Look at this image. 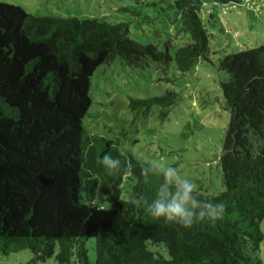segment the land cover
I'll return each instance as SVG.
<instances>
[{
	"label": "trees",
	"instance_id": "16d2710c",
	"mask_svg": "<svg viewBox=\"0 0 264 264\" xmlns=\"http://www.w3.org/2000/svg\"><path fill=\"white\" fill-rule=\"evenodd\" d=\"M200 5L168 4L190 36L169 53L131 39L124 21L38 16L0 0L1 255L29 249L32 260L52 257L59 264H262L264 43L225 54L216 64L225 73L219 86L229 110L219 157L223 189L197 193L226 204L215 223L183 228L150 217L145 201L160 178L145 181L141 166L147 162L120 151L115 140L86 134L81 123L90 104V77L102 63L118 57L142 68L150 58L167 67L173 60L180 72L200 60L211 63ZM175 99L169 90L129 97L128 107L145 114ZM167 113L163 109L161 118ZM105 152L121 161L112 174L100 163Z\"/></svg>",
	"mask_w": 264,
	"mask_h": 264
},
{
	"label": "rangeland",
	"instance_id": "374dc122",
	"mask_svg": "<svg viewBox=\"0 0 264 264\" xmlns=\"http://www.w3.org/2000/svg\"><path fill=\"white\" fill-rule=\"evenodd\" d=\"M1 1L38 16L124 21L128 23L131 39L156 44L169 53L190 42L189 34L181 29L178 12L168 7L173 0ZM197 14L209 34L208 56L212 64L200 60L190 70L180 72L173 60L167 67L150 58H146L142 68L128 66L118 57L102 63L90 77V104L81 123L86 134L115 140L120 151L139 161L176 166L182 175L197 184V193L213 195L223 189L219 157L229 118L219 86L225 73L216 64L225 54L264 43V0H241L225 5L201 0ZM169 90L176 93L171 105L154 104L145 114L128 107L129 97L159 96ZM163 109L168 113L161 118ZM259 226L263 233L260 258L264 264V217ZM86 248L92 260L93 239L86 241ZM0 264L59 263L52 257L32 260L31 251L22 249L0 254Z\"/></svg>",
	"mask_w": 264,
	"mask_h": 264
},
{
	"label": "clouds",
	"instance_id": "9594fccd",
	"mask_svg": "<svg viewBox=\"0 0 264 264\" xmlns=\"http://www.w3.org/2000/svg\"><path fill=\"white\" fill-rule=\"evenodd\" d=\"M100 163L108 174L121 166L120 159L111 152H105ZM141 175L145 181L152 176L160 178L153 197L145 201V210L154 219L190 228L197 223H215L225 214L226 204L223 201L198 198L197 184L172 164L157 161L144 164Z\"/></svg>",
	"mask_w": 264,
	"mask_h": 264
}]
</instances>
